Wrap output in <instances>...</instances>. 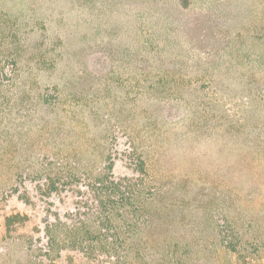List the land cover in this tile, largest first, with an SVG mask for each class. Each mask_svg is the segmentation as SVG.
I'll use <instances>...</instances> for the list:
<instances>
[{"label":"rangeland","instance_id":"obj_1","mask_svg":"<svg viewBox=\"0 0 264 264\" xmlns=\"http://www.w3.org/2000/svg\"><path fill=\"white\" fill-rule=\"evenodd\" d=\"M186 1L0 0V52L18 50V77L26 84L57 86L71 101H91L86 113L104 116L133 107L129 101L143 82L194 83L183 93H160L172 102L184 96L191 105L183 104L179 114L159 112L160 130L168 134L154 176L165 194L153 214L174 225L172 238L182 233L188 239V264H234L220 251L213 224L228 218L264 243V0ZM31 116L19 112L1 124L23 154L44 143L28 133L38 123ZM194 118L199 124L191 125ZM104 121L133 125L119 115ZM118 137L113 175L134 177L123 155L127 139ZM18 154L17 148L3 165L25 166ZM24 187L30 205L6 195L0 184V264L81 263V253L66 249L57 258L45 256L44 220L73 211L74 196L41 198L36 183ZM13 214L26 220L8 233L4 218ZM134 264L169 263L159 255Z\"/></svg>","mask_w":264,"mask_h":264},{"label":"trees","instance_id":"obj_2","mask_svg":"<svg viewBox=\"0 0 264 264\" xmlns=\"http://www.w3.org/2000/svg\"><path fill=\"white\" fill-rule=\"evenodd\" d=\"M9 39L19 46L15 34ZM14 52L18 50L11 53L3 48L0 52V184L6 195H16L26 205L31 204V198L25 182L36 183L41 198L69 193L76 199L73 211L44 220L45 256L54 253L57 258L66 249L81 253L83 258L81 263L69 260L68 264H134L159 255L168 258L169 264H188L192 253L188 239L182 233L172 238L174 225L153 214L160 207V196L165 194V186L154 176V160L162 156V138L168 134V130H160L159 112L171 113L174 109L179 114L185 110L183 104L191 105L184 96L172 102L160 95L168 91L183 93L185 86L194 83L143 82L140 93L129 101H133V107L117 110L122 120L133 125L109 127L104 120L109 122L118 115L86 113L84 108H93L91 101H71L57 86L33 88L20 80V57ZM19 112L35 115L31 117L38 123L28 133L32 132V137L38 133L44 139L42 148L30 147L37 152L26 149L23 154L22 144L17 142L16 147L12 136L3 132L1 124ZM43 114L47 117L40 118ZM94 122L98 126L92 127L90 123ZM192 124H199V120L194 118ZM119 134L127 139L123 155L134 177L113 175ZM17 148V157L25 166L9 170L3 164L13 161ZM25 220L19 214L6 216V232ZM211 229L220 251L234 264H264V243L248 238L235 222L227 218Z\"/></svg>","mask_w":264,"mask_h":264}]
</instances>
